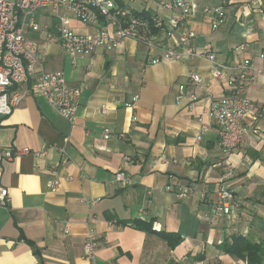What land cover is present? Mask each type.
I'll return each instance as SVG.
<instances>
[{
  "label": "crops",
  "instance_id": "obj_1",
  "mask_svg": "<svg viewBox=\"0 0 264 264\" xmlns=\"http://www.w3.org/2000/svg\"><path fill=\"white\" fill-rule=\"evenodd\" d=\"M191 1L195 48L210 42L228 67L245 59L264 66V0ZM216 7L226 16L219 29L206 14ZM39 16L44 26L55 22ZM72 26L80 34L96 28L75 19ZM28 37L40 48L38 73L64 72L81 89V105L71 122L46 97L31 94L12 114H0V149L47 151L0 163V186L10 197L0 208V264H91L84 258L90 235L99 243L96 264H246L225 254L222 244L235 235L264 241V138L251 137L231 154L222 150L208 108L232 89L213 78L209 61L152 64L149 50L131 39L73 61L44 33ZM241 45L245 51L235 52ZM190 71L204 82L193 87L195 100L178 101V86L192 87ZM246 95L264 111V76ZM202 124L209 126L205 132ZM52 167L60 179L55 191ZM120 171L133 179L131 186L117 183ZM223 182L237 204L211 223L205 216L219 205ZM185 188L192 189L187 198L180 196ZM136 221L180 242L171 248Z\"/></svg>",
  "mask_w": 264,
  "mask_h": 264
},
{
  "label": "built area",
  "instance_id": "obj_2",
  "mask_svg": "<svg viewBox=\"0 0 264 264\" xmlns=\"http://www.w3.org/2000/svg\"><path fill=\"white\" fill-rule=\"evenodd\" d=\"M137 2L141 3L139 8ZM39 11L48 13L55 22L45 26L40 24ZM160 12L170 15L163 16ZM195 13L196 7L191 0H0V114H12L31 94L46 97L59 114L71 122L79 111L81 89L70 86L64 72L38 73L40 48L29 39L30 32L44 33L49 43H59L73 61L131 39L149 50L148 59L152 64L205 58L210 63L213 78L231 86L230 96L212 100L208 108L219 128V144L226 154L244 147L251 137L264 138L261 128L264 111L246 95L247 89L264 76V66L256 67L245 59L236 67H228L218 60L210 42L200 49L195 48L196 35L189 28ZM206 14L212 18L214 29H219L225 22L223 7L207 9ZM73 19L85 26L96 27L95 31L77 33L72 26ZM245 49L241 45L235 52L242 53ZM188 78L192 87L179 85L178 101L195 100L193 87L204 82L194 71L189 72ZM106 112L104 107L103 113ZM208 128L206 124L201 126L204 132ZM104 137H110L108 130ZM197 140H202V133ZM29 154L44 157L47 151L0 149V163ZM173 163L178 162L173 160ZM51 169L54 177L50 188L55 191L60 186V179L56 168ZM116 181L123 187L133 184V179L123 171L117 173ZM191 192V188H185L180 196L187 198ZM218 197L219 205L205 216L208 222L228 215L237 204L236 196L225 182ZM9 202L8 189L0 186V208L8 206ZM98 247L97 238L90 235L84 245V258L91 264H96Z\"/></svg>",
  "mask_w": 264,
  "mask_h": 264
},
{
  "label": "trees",
  "instance_id": "obj_3",
  "mask_svg": "<svg viewBox=\"0 0 264 264\" xmlns=\"http://www.w3.org/2000/svg\"><path fill=\"white\" fill-rule=\"evenodd\" d=\"M151 224L152 223L136 221V225L139 229L158 234L168 240L171 248H174L180 242V238H177L175 235L153 231ZM222 250L225 254L230 255L236 260H241L246 264H264V241L254 243L246 237L235 235L232 236L230 240L224 241Z\"/></svg>",
  "mask_w": 264,
  "mask_h": 264
},
{
  "label": "rangeland",
  "instance_id": "obj_4",
  "mask_svg": "<svg viewBox=\"0 0 264 264\" xmlns=\"http://www.w3.org/2000/svg\"><path fill=\"white\" fill-rule=\"evenodd\" d=\"M47 14V16L49 17V18H52L51 16H49V14L48 13H46V12H44V11H39L38 13H37V18H38V16L39 15H41V14ZM38 19H40V16H39V18Z\"/></svg>",
  "mask_w": 264,
  "mask_h": 264
}]
</instances>
